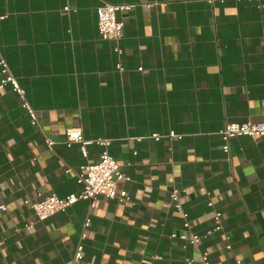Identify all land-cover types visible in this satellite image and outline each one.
<instances>
[{
	"label": "crops",
	"instance_id": "1",
	"mask_svg": "<svg viewBox=\"0 0 264 264\" xmlns=\"http://www.w3.org/2000/svg\"><path fill=\"white\" fill-rule=\"evenodd\" d=\"M153 1L0 0V56L42 125L17 92H0V264H69L80 242L81 264H202V250L213 264H264V136L235 137L226 153L219 135L229 122L264 121V8ZM104 2L134 5L119 13L122 55L99 32ZM76 127L86 140L112 139L132 201L80 200L38 221L25 201L79 192L77 172L104 149L92 143L84 157L81 143L67 145ZM172 131L181 137H151ZM174 188L199 245L171 237L190 233L169 205ZM216 211L223 228L207 235Z\"/></svg>",
	"mask_w": 264,
	"mask_h": 264
},
{
	"label": "built area",
	"instance_id": "2",
	"mask_svg": "<svg viewBox=\"0 0 264 264\" xmlns=\"http://www.w3.org/2000/svg\"><path fill=\"white\" fill-rule=\"evenodd\" d=\"M212 4L217 2H224L226 0H207ZM257 4L259 8H264V0H248ZM160 4L166 5L165 2L155 0L149 5ZM134 7L132 4H116L111 2H104L97 9L98 14V29L103 39L116 42L115 51L122 55L123 49L118 44L124 37L125 22L119 17V13L125 10H131ZM64 10L70 12L73 10L70 5H66ZM5 16L0 17V19ZM118 69L124 70L122 61L118 63ZM142 70V68H140ZM13 89L19 94L22 100V106L28 111L31 119V123L35 126L41 127V119L39 113L32 107L31 103L27 99L26 90L20 85L17 76L12 70L9 62L3 56H0V92L7 88ZM219 135L223 141V150L226 153L231 151V140L238 136H252L262 137L264 136V121L261 122H229L220 131ZM152 138L159 141L164 137L176 138L181 135L174 131L169 134L154 133ZM141 139V138H140ZM46 142L48 147L52 148L56 143L50 136L46 135ZM81 143V150L84 157H88V145L92 143L99 144L104 147L101 156L98 161L93 163H87L81 166L77 172L78 183L81 185V190L77 193H72L66 197H60L56 193H50L47 195L39 194L36 198L27 199L25 202L29 204L36 213L38 221H44L54 216L58 212L66 211L69 207L74 205L80 200H89L91 206L94 208L97 205V201L101 197H107L110 199H116L119 202L126 203L132 201V196L129 191L123 187H120V183H127L132 180L131 176L126 174L118 161L109 152V146L112 143V139L97 138L95 140H86L83 136V132L80 128H70L66 133V143L71 146L73 143ZM72 170L71 167L67 168V172ZM169 205L174 207L183 217L186 230L190 231L188 234L186 231L183 233H173L172 238L180 237L187 243L199 245L202 236L193 231L194 225L189 219V213L185 209L181 201V190L174 188L170 192ZM209 205H213L210 201ZM1 210H7L6 205H0ZM215 226L207 232V235L212 234L215 231H219L223 228V212H215ZM90 218L86 221V228L90 226ZM35 227V222H30L25 225V229L32 230ZM87 238L86 232L82 234V240ZM230 239V237H227ZM5 245V241L0 239V247ZM227 248L230 249L231 245L228 244ZM202 264H213L210 258V252L202 250L200 252ZM84 245L80 242L73 256V260L69 264H81L84 260ZM188 262H192V259H187ZM94 264H104L97 262ZM241 264V261H239Z\"/></svg>",
	"mask_w": 264,
	"mask_h": 264
}]
</instances>
